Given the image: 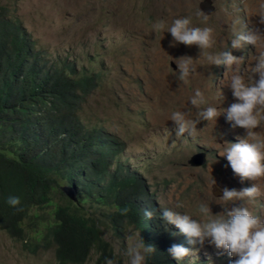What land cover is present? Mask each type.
<instances>
[{"label":"rangeland","instance_id":"374dc122","mask_svg":"<svg viewBox=\"0 0 264 264\" xmlns=\"http://www.w3.org/2000/svg\"><path fill=\"white\" fill-rule=\"evenodd\" d=\"M201 1L0 0L5 18L16 20L27 31L35 50L42 52L49 64L73 66L76 77L96 75V85L81 105L82 123L114 138L119 152L109 172L122 164L139 174L152 193L154 207L160 212L163 223L160 228L182 237L187 248V238L175 225L162 219L163 208L191 214L199 202H205L210 203L215 215L225 209L220 205L222 195L214 196V189L242 190L254 182L230 178L233 171L226 156H222L228 146L226 143H237L245 137L244 129L234 127L233 122L225 120L221 114L215 125L201 120L196 126V135L184 133L177 137L176 126L169 119L173 111H186L195 118L196 109L192 108L189 98L196 88L209 96L219 90L223 96L219 107L227 109L236 102L228 86L232 72L223 65L198 67L191 84L184 85L177 79V59L184 56L197 59L200 50L194 45L175 43L169 32L162 38V33L154 32L152 25L163 20L170 26L176 18L192 17L194 25L215 30L217 44L213 51H230L237 57L243 56L245 68L253 63L252 57L258 49L252 45L242 50L231 48L233 22L239 19L246 31L259 29L264 34V24L259 22L258 16V5L264 0H211L213 9L209 14L200 9ZM199 11L209 16L206 25L197 16ZM173 43L175 46H170ZM209 75L213 77V85ZM252 79L257 81L259 75L252 74ZM223 115L226 117V113ZM254 131L264 134V127ZM198 151H204L206 161L192 167L187 160ZM108 175L99 182H106ZM211 176L216 184L210 190ZM258 183L264 191V180ZM259 203L264 205V198ZM178 204L183 207L177 208ZM237 204H229L228 209ZM99 207L104 209V206L97 207L100 218ZM253 210L264 218V207L257 206ZM135 230L126 222L121 226V237L110 227L104 230L103 238L112 247L111 258H115L117 264H127L129 258L124 252L129 234ZM189 249L195 251L196 256L185 257L180 262L189 264L194 259L191 263L230 264L236 259L207 240L202 246L196 244ZM97 256L92 250L87 264H94ZM0 264L59 263L53 247L42 245L41 249L31 252L24 241L0 230Z\"/></svg>","mask_w":264,"mask_h":264},{"label":"trees","instance_id":"16d2710c","mask_svg":"<svg viewBox=\"0 0 264 264\" xmlns=\"http://www.w3.org/2000/svg\"><path fill=\"white\" fill-rule=\"evenodd\" d=\"M75 73L73 66L49 64L0 9V230L31 252L53 247L59 264H87L92 250L94 264H104L112 254L104 230L121 237L126 222L156 249L146 264H181L168 251L179 244L160 232L157 211L144 216L152 206L144 179L122 164L109 172L119 152L114 138L79 117L96 75ZM104 174L108 179L99 182ZM63 184L76 185V202L61 191ZM9 196L20 197L18 208L6 204Z\"/></svg>","mask_w":264,"mask_h":264},{"label":"clouds","instance_id":"9594fccd","mask_svg":"<svg viewBox=\"0 0 264 264\" xmlns=\"http://www.w3.org/2000/svg\"><path fill=\"white\" fill-rule=\"evenodd\" d=\"M197 16L202 18V24H207L208 15L199 11ZM258 16L259 22L264 24V2L258 5ZM152 30L162 33V38L165 32H169L175 43L188 47L194 45L200 50L197 59L188 56L177 59L179 60L176 64L179 73L177 79L184 85L191 84V78L198 72V67L223 65L227 71L232 72L228 86L236 102L227 109L219 107L223 100L219 90L214 96H209L204 90L196 88L189 98L192 108L196 109L195 118L186 111H173L169 119L176 126L177 137L184 133H188L189 136L196 135L198 132L196 126L201 120L213 122L215 125L221 114L225 120L227 118L228 121L233 122L234 127L244 129L245 137L237 143H226L228 146L224 148L222 156H226L233 171L230 178L241 182L244 180L254 182L251 187L242 190L237 188L230 190L227 187L221 191L214 189V196L222 195L219 200L225 210L221 213L214 215L210 203L199 202L191 214L187 212L179 214L169 208H163L162 219L179 229L187 238L185 245L189 248L196 244L202 246L207 240L217 249L227 250L230 257H236L230 261V264H264V218L253 210L257 206L264 207L259 203L261 198H264V191L258 183L264 180V134L254 131L264 127V34H261L259 29L246 31L239 19L233 22L231 48L242 50L246 45H252L258 49L252 57L253 63L245 68L243 56L237 57L230 51H213L217 44L215 30L210 26L194 25L192 17L176 18L170 26L165 21L159 20L152 25ZM175 43L170 46L174 47ZM173 74L176 75L175 72ZM252 74H258L259 79L254 82ZM209 78L213 85V77L209 75ZM223 113H226V117ZM167 134L168 137L171 135L169 132ZM214 139L216 141L215 136ZM134 174L139 175L135 172ZM105 175L107 174L102 178ZM215 184L216 181L211 176L210 190ZM150 201L152 206L144 207L146 219H151L155 211L160 215L153 205L154 199L151 198ZM236 202L237 206L229 210L228 205H234ZM20 203L18 196H9L6 200V204L12 208H18ZM176 207L182 208L183 205L178 204ZM158 214L155 218L160 219L158 221L161 226L163 223ZM160 232L167 234L172 243L179 244H174L168 249L179 263L184 264L180 261L185 257L196 256L195 251L184 247L182 237L169 234L165 230ZM128 240L129 244L124 252L129 258L127 264H146V258L156 252L154 246L145 244L141 239L140 230L131 231ZM192 260L189 264L195 263H191ZM105 264H117V260L105 258Z\"/></svg>","mask_w":264,"mask_h":264},{"label":"water","instance_id":"95a60500","mask_svg":"<svg viewBox=\"0 0 264 264\" xmlns=\"http://www.w3.org/2000/svg\"><path fill=\"white\" fill-rule=\"evenodd\" d=\"M199 7L206 14H209L210 11L213 9L211 0H202L199 4ZM205 161H206L205 153L203 151H200L192 154L190 158L187 160V163L192 167H198L203 165ZM60 189L67 196L69 200L71 201L77 200V190L75 185H62Z\"/></svg>","mask_w":264,"mask_h":264}]
</instances>
